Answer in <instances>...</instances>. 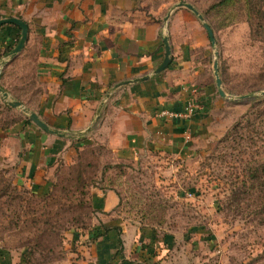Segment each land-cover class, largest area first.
<instances>
[{
    "label": "rangeland",
    "instance_id": "1",
    "mask_svg": "<svg viewBox=\"0 0 264 264\" xmlns=\"http://www.w3.org/2000/svg\"><path fill=\"white\" fill-rule=\"evenodd\" d=\"M136 10L160 22L164 55L168 36L172 62L155 77L171 91L163 100L177 95L182 109L194 108L193 130L169 139L179 151L129 159L101 145L96 126L92 142L76 147L69 137L78 135L45 132L32 114L47 124L55 103L47 105L49 81L39 71L42 38L27 22L23 51L5 57L0 75L8 93H0V264H79L106 219L96 189L121 199L109 216L138 226L142 242L165 245L174 261L264 264V20L247 0H136Z\"/></svg>",
    "mask_w": 264,
    "mask_h": 264
},
{
    "label": "crops",
    "instance_id": "2",
    "mask_svg": "<svg viewBox=\"0 0 264 264\" xmlns=\"http://www.w3.org/2000/svg\"><path fill=\"white\" fill-rule=\"evenodd\" d=\"M8 18L29 22L42 38L39 71L49 81L47 105L55 103L46 113L51 129L78 135L69 137L76 147L92 142L88 134L96 126L100 144L119 159L154 149L180 150L171 147L169 139L185 137L196 120L162 115L182 111V103L177 95L172 96L174 103L163 100V93L171 91L164 90L154 75L165 57L160 41L163 28L136 10V0H0V20ZM20 33L14 25L0 28L1 61L7 55L3 51L15 44ZM57 140L61 139L55 137L53 145ZM75 147L68 154L75 153ZM38 164L28 176L34 175ZM93 198L97 214L106 219L94 232L98 238L82 246L79 264H182L181 256L174 261L168 250L159 249L165 245L154 248L149 240L142 242L138 226H126L120 216H109L120 204L115 192L96 189Z\"/></svg>",
    "mask_w": 264,
    "mask_h": 264
},
{
    "label": "water",
    "instance_id": "3",
    "mask_svg": "<svg viewBox=\"0 0 264 264\" xmlns=\"http://www.w3.org/2000/svg\"><path fill=\"white\" fill-rule=\"evenodd\" d=\"M177 7L178 8L179 7H185L187 9L191 10L195 15L198 16V18L201 21L204 22V19H203L202 15L199 13V11L193 5H191L189 3H186V2H182L179 5H177ZM5 25H15V26L19 27L20 30H21V38L19 40V43L6 56L7 58H11L12 59V58H14L15 56H17L18 54H20L23 51V49L25 47V44H26V42L28 40L29 25L25 21H23L22 19H18V18H8V19H2V20H0V28L2 26H5ZM204 27L207 30V32L209 34V37H210V39L212 41V43L215 44V37H214V32H213L212 28L207 23H204ZM163 41H164L165 52H166L165 58H164L163 63L154 71V75H158V74L162 73L164 70H166L170 66V64L172 62L171 47H170V44H169L168 36H165ZM5 64H6L5 63V60H3L1 62V65L4 67ZM216 69H217V67H216ZM147 79H148V77L141 78V79H136L134 81H128L126 83H122V85H127V84H131V83H137V82L145 81ZM217 83H218V85H221V80L219 78H217ZM0 93H2L3 96L6 99L8 98V93L5 92L1 87H0ZM262 94L264 95V91H263ZM11 106L16 108V107L21 106V103H19V102L11 103ZM32 119L45 132L50 133V134H55V135H58V136H65V135H63V132L62 131L56 130V129H51L47 124H45L44 122H42L36 114H32Z\"/></svg>",
    "mask_w": 264,
    "mask_h": 264
},
{
    "label": "trees",
    "instance_id": "4",
    "mask_svg": "<svg viewBox=\"0 0 264 264\" xmlns=\"http://www.w3.org/2000/svg\"><path fill=\"white\" fill-rule=\"evenodd\" d=\"M249 6L254 10L257 9V14L259 15L260 18L264 20V0H247ZM8 51H10L9 48H6L5 51H3L2 55H5ZM9 108V106H7ZM17 191V189H16ZM5 196V189L3 187H0V200ZM121 200V199H120ZM121 202V201H120ZM109 229H106V232H108ZM95 238L94 240H96ZM120 244L122 246V243L120 241Z\"/></svg>",
    "mask_w": 264,
    "mask_h": 264
},
{
    "label": "built area",
    "instance_id": "5",
    "mask_svg": "<svg viewBox=\"0 0 264 264\" xmlns=\"http://www.w3.org/2000/svg\"><path fill=\"white\" fill-rule=\"evenodd\" d=\"M3 71V66L0 63V75L2 74ZM193 114H195L194 112V108L191 107L189 109H183L182 111H163L162 115L164 117H168L171 119H175V120H189Z\"/></svg>",
    "mask_w": 264,
    "mask_h": 264
}]
</instances>
